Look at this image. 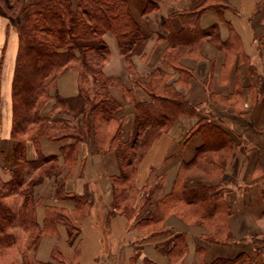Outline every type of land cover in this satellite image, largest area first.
<instances>
[{
  "label": "crops",
  "instance_id": "0c3cea01",
  "mask_svg": "<svg viewBox=\"0 0 264 264\" xmlns=\"http://www.w3.org/2000/svg\"><path fill=\"white\" fill-rule=\"evenodd\" d=\"M126 1L140 28L141 41L128 61L116 37L106 32L104 40L109 48V58L103 67L104 73L115 80L110 91L120 103L118 115L124 119L122 139L131 140L135 133L134 103L150 99L136 80L157 67L170 74L168 83L180 90L196 109L192 114H180L154 140L139 165L135 185L142 188L151 166L161 168L165 165L174 175L180 167L182 172L179 171L178 177L190 169L197 178L183 182L193 184L200 178L195 169H201L196 165L189 167L197 152L205 146L207 151L215 148L218 165H222L221 172L205 175L200 180L218 183V188L210 192H219L225 204L221 214L226 215L229 238L224 243L209 242L203 238L207 232L203 226L204 230L196 234L193 253L188 244L183 255H171L175 236L163 240L166 242L163 248L168 247L167 255L154 252V247L160 251V244L156 242L149 247L143 241V228H160L162 224L158 219L165 216L160 200L171 188L164 190L165 181L144 206L139 205V198L135 200L134 214L117 212L114 206L115 211L107 217L103 203L106 204L111 193L109 184L121 173V165L115 151L101 153L87 139L77 142L73 138L45 139L40 141L38 148L31 141L26 143L28 159L53 155L60 167L38 178L35 184L33 198L37 203V214L46 213L50 206L63 207L72 213L76 204L66 195L87 199L86 205L74 211L84 213L77 219L84 221L69 226L71 234H64L65 228L60 223L47 226L48 231L55 233L54 238H59L62 247H69L65 248L66 253L62 251L63 264H144L146 261L147 264H211L213 261L222 264L224 260L238 263L232 259L241 251H254L253 235L264 238V0ZM203 4L208 7L198 20H187L189 29H196L195 32L185 34L187 27L183 14L205 6ZM182 31L183 40L175 46L173 36ZM169 49L175 53L173 61L181 70L163 63ZM17 51V29L5 11L0 10V174L4 180L10 178L9 169L13 166V148L17 141L11 135L12 80ZM181 71L187 75L181 77ZM56 85L64 95L75 96L78 93L77 72L61 75ZM54 104L55 99L50 108L41 109V114L52 112ZM204 114L210 115L229 135L225 147L212 145L211 138L200 133L182 143L187 132ZM71 147L74 155L69 157ZM155 152L159 154L153 157ZM103 179L107 180L106 189L102 187ZM145 217L154 219L152 225L146 224L149 221ZM165 219L166 223H175L176 217L170 213ZM52 243V238H43L32 257L47 262ZM43 245H47L44 252L41 250Z\"/></svg>",
  "mask_w": 264,
  "mask_h": 264
},
{
  "label": "trees",
  "instance_id": "16d2710c",
  "mask_svg": "<svg viewBox=\"0 0 264 264\" xmlns=\"http://www.w3.org/2000/svg\"><path fill=\"white\" fill-rule=\"evenodd\" d=\"M0 1L5 5L4 11L18 32V51L12 80L11 129V135L17 141L13 148V166L9 169L10 178L4 180L0 174V257L9 252L11 258L18 251L22 264H56L34 259L33 254L30 255L26 249L33 247V240L48 230L50 223L72 222L71 214L69 215L66 209L51 206L46 208L43 222L38 221L37 203L33 198L34 187L38 178L55 170L42 169L49 158H45V155L36 160L27 158L28 141L38 148L40 141L45 139L73 138L76 142L87 139L101 153L115 151L121 165V173L114 179L120 184L117 191L121 193L118 197L119 203L115 207H121L120 212L127 215L135 213L133 204L137 198L139 205L144 206L165 182L164 176L152 168L142 188L139 189L135 185V180L133 185L128 184L132 182V176L124 171L122 158L128 171H131L134 168L133 156L141 155L144 149L139 148L137 152L135 149L131 150L137 143L135 136L131 140L122 139L124 119L118 115L120 103L111 94L109 86L115 83V80L103 70L109 58L104 34L110 32L116 37L122 54L130 61L141 41V32L128 10L126 0H11L10 3ZM207 7L201 6L183 14L185 28L187 27L185 34L191 35L196 30L189 29L187 20L197 21ZM14 16L18 18L17 23L13 22V18H16ZM183 31L173 36L175 46L183 40ZM173 58L175 53L169 49L165 53L163 63L167 67L181 70ZM68 71L77 72L78 93L73 97H64L59 93L51 94V87L55 85L56 80ZM185 75L183 71L180 72L181 77ZM169 76L167 71L157 67L136 80V84L150 99L134 103V134H144V137L148 138L150 134L157 133L158 129H167L180 114L196 112L194 104L173 84L168 83ZM51 95L55 98V107L52 112L42 115L43 104ZM54 114L57 116L53 117ZM62 114L71 118L63 117ZM106 125L117 126L110 138L107 136L109 130L103 128ZM197 133L211 138L212 145L225 147L230 140L229 135L219 128L208 114L200 117L184 136L182 143L190 141ZM207 150L206 146L199 150L189 167L196 165L195 167L203 170L206 176H213L221 172L222 165H218L216 149ZM73 152L74 148L71 147L68 156L74 155ZM179 171L182 172L180 167L171 191L164 193L160 200L165 210V216L158 219L162 224L159 228L160 234L170 230L163 226V221L172 213L183 218L191 216L203 223L207 229L203 234L205 240L227 242L229 235L225 227L226 215L221 214L225 204L219 192H210L218 188V183L199 178L193 184H187L179 179ZM66 196L75 201L72 212L87 204L84 197ZM146 220L149 221L146 223L148 225H152L154 221L151 218ZM251 242L255 246L254 251H241L232 259L233 262H239L233 264H264V238L253 235ZM22 244L27 246L24 248ZM187 245L185 238H176L171 247V255H183ZM55 254H62L61 249L56 248ZM222 262L232 264L228 260ZM144 264H147V261ZM211 264L218 263L213 261Z\"/></svg>",
  "mask_w": 264,
  "mask_h": 264
},
{
  "label": "rangeland",
  "instance_id": "374dc122",
  "mask_svg": "<svg viewBox=\"0 0 264 264\" xmlns=\"http://www.w3.org/2000/svg\"><path fill=\"white\" fill-rule=\"evenodd\" d=\"M6 3H10L11 0H5ZM5 9V5L2 3V1H0V10L1 11H4ZM16 18H13L14 19V23H17L18 22V18L17 16H14ZM69 72V71H68ZM58 80V79H57ZM56 80V81H57ZM115 83H112L111 85H109L110 87L114 86ZM54 93H59L60 95L64 96V97H73L72 95H64L63 93H61V90L58 89L56 83L55 85H53V87H51V94H54ZM54 96L51 95L50 97H47L45 103L43 104V107L42 108H50V106L52 105L53 101H54ZM57 111V110H56ZM63 117H67V118H71V116H66L64 114H62ZM79 117L82 119V116L79 115ZM103 128H105L106 130L108 129L109 132L107 133V136L108 138H110L113 134H114V131L117 129V126L115 125H106V126H103ZM159 133V134H157ZM157 133H153L152 135L150 134L148 138H145L144 137V134L142 135H136V134H133V138L135 136V139H137V143L135 144V146L132 149H135L136 152L137 150H139V148L141 150L144 149V151L142 152L141 155H134V163L132 165V168L133 170L131 171H128V167L126 165V162L125 160L122 158V162H123V168H124V171H126V173L128 174H131L132 176V182H128V184L130 183V186L133 185V181L136 180V178L138 177V169H139V165L142 161V159L144 158L145 154L147 153V151L151 148L154 140H156L157 138H159L161 136V134L163 133L161 130H157ZM56 141V140H55ZM105 145V144H104ZM122 149V147L120 146V150ZM123 156V155H122ZM49 158H47V162L43 164L42 166V169H48V170H59V167L58 164H57V161L55 162L54 160L56 156H48ZM132 157V158H133ZM53 159V161H52ZM152 168H155L156 171L161 174L162 176H164L165 178V186H164V190H169L171 188V185L173 184V181H175L176 179V175H177V172L178 170L176 171L175 175L173 173H170V170H168L167 168V165L161 167V168H158L157 166H151L148 170V174L145 178V181L146 179L148 178V176L150 175V172H151V169ZM41 170V169H40ZM39 170V171H40ZM196 173H198V177H205V172L204 171H201V170H198V169H195ZM201 175H200V174ZM34 176H36V173L34 174ZM196 175H192L191 174V170L188 169L186 173L183 174L182 177H179L180 180H190V178H197V177H194ZM144 181V183H145ZM120 184L116 183L115 180H113L110 184H109V189L111 191L110 195H109V198L107 199L106 201V204L103 203V207L105 206L106 210H107V217L112 215V211H115V205H118V197L119 195L121 194L119 191H117V188L119 187ZM164 185V184H163ZM114 192V194H112V192ZM125 204V203H124ZM120 208L118 206V209L116 208L117 212H120ZM71 218H72V222L71 223H66V222H58L60 224H62V226L65 228V231L64 234L67 235L68 234H71V228H69V226H71V224H75V225H79L80 222L84 221L82 219V221H78L77 219L80 218L82 216V214L84 213H78V212H67ZM89 213V212H88ZM88 215V214H87ZM45 213L41 214L40 216L37 214V219L38 221H42L45 219ZM100 216V214H99ZM173 216L176 217V220H175V223H166V219L165 221H163V226H167L168 230L169 231H166L164 234H160L159 232V228L157 230V228H152V227H146L144 226L143 228V231H144V234H143V241H145V243H148L149 247L152 246V244L156 243V242H159V250L160 251H156L155 247H154V252H159V253H164L165 254L167 253V250H168V247L166 248H163L165 247L164 243L166 242H163L164 239H167L168 236H170V238L172 236H175L176 238H186L187 241H188V244H189V249L191 251V253H193L194 251V243H195V239H196V234H198L200 231L204 230L203 229V226L205 225H202L198 220L196 219H193L191 216H188L187 218H183L181 217L180 215H175L173 214ZM170 227V228H169ZM166 228V227H165ZM206 228V227H205ZM30 236V235H29ZM28 237V236H27ZM52 238V245H51V251H50V257L48 258V260H46L47 262H53V263H56V264H60L61 262H65V257L63 256V254L60 255H57L55 254V250L56 248L58 249H61V251H63L64 253H66V249H69V247L67 246H64L62 247L60 241H59V238L58 239H55V233L54 232H51V231H48V230H45L41 236L39 235L36 239L33 240V247H28L26 248L27 249V252L31 254H33L34 252L36 253V247H34L35 245H38L40 243V241L43 239V238ZM61 244V245H60ZM23 247L25 248V246H27V244H22ZM71 245H73V243H71ZM167 245V244H166ZM66 248V249H65ZM71 248V246H70ZM16 251V250H14ZM12 251V252H14ZM67 252H69V250H67ZM9 254V252H8ZM5 255L3 257H0V264H5V263H12V264H22L23 262L21 261L20 259V255L18 254V251L16 253V255H14V257H9V255ZM167 255V254H166Z\"/></svg>",
  "mask_w": 264,
  "mask_h": 264
},
{
  "label": "bare ground",
  "instance_id": "6f19581e",
  "mask_svg": "<svg viewBox=\"0 0 264 264\" xmlns=\"http://www.w3.org/2000/svg\"><path fill=\"white\" fill-rule=\"evenodd\" d=\"M64 75V74H63ZM158 152H155V153H153V157H156V156H158ZM149 157H151V156H149ZM149 157H148V159H149ZM144 166H146V164H144ZM144 168V167H143ZM101 183H102V187L103 188H105L106 189V184H107V180L106 179H103V180H101ZM39 209V211H40V208H38ZM47 249V245H43L42 247H41V250L44 252L45 250Z\"/></svg>",
  "mask_w": 264,
  "mask_h": 264
}]
</instances>
